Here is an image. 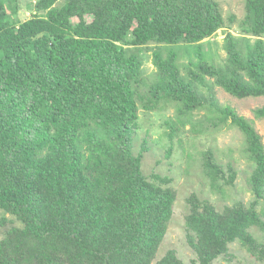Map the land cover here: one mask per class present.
<instances>
[{
  "label": "trees",
  "instance_id": "trees-1",
  "mask_svg": "<svg viewBox=\"0 0 264 264\" xmlns=\"http://www.w3.org/2000/svg\"><path fill=\"white\" fill-rule=\"evenodd\" d=\"M243 4L239 21L217 0H35L22 20L18 0H0V264H184L175 251L156 261L178 194L142 171L147 140L134 152L139 53L150 46L159 80L144 107L177 103L181 116L230 122L255 166L249 205L218 212L188 197L193 264H215L234 244L264 264L262 137L200 92L211 78L236 99L264 98V0ZM220 30L217 66L207 41ZM202 159L213 188L233 185V169L210 151Z\"/></svg>",
  "mask_w": 264,
  "mask_h": 264
},
{
  "label": "rangeland",
  "instance_id": "rangeland-1",
  "mask_svg": "<svg viewBox=\"0 0 264 264\" xmlns=\"http://www.w3.org/2000/svg\"><path fill=\"white\" fill-rule=\"evenodd\" d=\"M20 10L18 17L22 20L31 16L26 8L29 1L18 0ZM226 18L235 15L240 21L245 16V0H217ZM238 20L232 28L235 36L242 32L237 27ZM227 30H220L210 41L209 52L212 61L217 66L226 62L227 53L224 50V39ZM153 46L140 50L142 61L141 82L137 91L142 96L139 104V125L134 132V152L141 150L144 140H147V151L142 160V171L146 176L158 174L172 180L170 186L177 191V201L165 237L157 250L156 261H161L170 251L177 253L178 259L184 264H193L196 255L187 242L186 218L189 214L188 197L196 193L201 203L207 204L218 212L233 208L239 203L249 205L255 200L251 191L250 179L254 164L246 151V139L243 133L230 122H212L207 119L205 111L181 116L177 103H161L160 107L147 110L144 105L153 100L151 86L157 84L158 73L153 64ZM187 62L186 60H182ZM215 95L222 106H228L236 114L253 124L264 143V118H258L256 112L264 108V98L236 99L207 78L200 92L209 95L207 89ZM176 123L179 132L171 138L170 125ZM185 124V126H183ZM210 151L218 164L228 172L233 169L235 180L233 185H225L221 190L213 188L204 175L203 154ZM259 210H264V199L259 201ZM215 264H257L255 260L241 251L234 244L227 258L219 259Z\"/></svg>",
  "mask_w": 264,
  "mask_h": 264
}]
</instances>
